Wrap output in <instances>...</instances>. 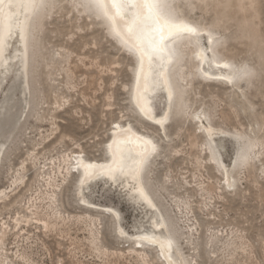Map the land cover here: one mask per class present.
Instances as JSON below:
<instances>
[{
	"label": "rangeland",
	"instance_id": "1",
	"mask_svg": "<svg viewBox=\"0 0 264 264\" xmlns=\"http://www.w3.org/2000/svg\"><path fill=\"white\" fill-rule=\"evenodd\" d=\"M74 2L53 0L55 7L33 16L27 81L18 70L22 44L15 34L0 68V190L10 191L7 206L0 205V223L10 229L5 241L10 263L162 264L152 246L141 251L147 263L130 252L131 236L150 229L159 213L191 264H264V0H172L176 14L203 29L195 36L198 43L207 45L211 34L212 54L231 68L208 62L204 69L214 75L203 77L193 41L178 42L174 71L180 106L177 110L173 102L162 130L130 105L131 54L91 9ZM245 65L253 75L236 86L223 77ZM152 104L160 114L162 91ZM114 122L130 123L156 142L142 174L154 208L134 202L131 185L105 181L84 190L88 203L74 196L77 172L66 173L69 162L63 163V156L81 152L86 159H103ZM208 141L220 167L209 159ZM250 144L247 162L230 168L235 148ZM44 163L52 177L49 188L37 180ZM224 173L229 182L222 180ZM54 185L63 220L54 221L47 209L46 194ZM111 209L123 227L122 238L114 232ZM30 210L48 229L35 223L15 228L16 213ZM84 214L99 221L102 254L79 219Z\"/></svg>",
	"mask_w": 264,
	"mask_h": 264
},
{
	"label": "bare ground",
	"instance_id": "2",
	"mask_svg": "<svg viewBox=\"0 0 264 264\" xmlns=\"http://www.w3.org/2000/svg\"><path fill=\"white\" fill-rule=\"evenodd\" d=\"M11 2L14 6L11 9L5 8L3 14H0V33H2L6 39V46L8 44V40L15 34L19 38L20 44L22 47L16 53L19 54V71L23 75L24 82L27 81V69L29 66V41H25L22 38L21 28L32 30V18L37 12V8L34 6L39 2V0H5V4ZM111 0H108L110 3ZM86 10V9H85ZM93 14L97 16V12L91 10ZM176 14V13H175ZM178 20L188 23L189 25L198 29L199 32H202L203 29L196 27L194 24L189 22L185 17L176 14ZM103 24L106 26L108 34L109 28L106 24V21L103 18H99ZM131 13H127L123 18L116 17L117 26L124 32L125 35H128V26L132 22ZM110 35V34H109ZM112 38L113 36L110 35ZM151 36H145V43L151 40ZM184 38H189L187 34H184L183 38L177 40H171V38H166L165 43L168 44L170 48H173L177 51L178 56L171 62L165 63L163 66L161 65V60L159 56L153 55L152 62L149 63L147 58L145 59L143 76L141 77V82L139 85V92H137V72L139 71V64L137 59L133 57V65L131 67V81L129 85V101L130 105L134 109V111L143 119L150 121L162 130L165 123L169 120L170 107H169V91L172 90V104L174 101L179 100L180 92L176 85V75L175 68L179 62V52L177 50V43L183 40ZM114 39V38H113ZM156 39H159L158 33L156 34ZM194 43L197 41L196 37H190ZM126 52L127 49L124 48L120 42L114 39ZM207 45L202 46L200 43H194V48L192 51L193 59L196 61V69L197 72L203 77H209L214 74L209 73L204 69L206 63L210 62L213 66L224 69L223 65L227 64V61L218 59L212 54V44L214 42L213 36L211 34L207 35L206 38ZM6 51V47L3 50V58L0 59V68H2L7 58L4 56ZM129 53V52H128ZM130 54V53H129ZM161 73H165L168 78V85L165 86L164 79L161 76ZM231 71H227L223 77L229 76ZM23 81L20 82L19 88L23 89ZM162 91L164 98V107L160 114H156L153 110V95L157 91ZM128 91V90H127ZM140 96L142 99V104L146 111H148L150 116H154L156 119H146L144 114H142L139 107H137L136 100L134 97ZM27 105V104H26ZM179 102L175 103V108L179 110ZM165 114H168L167 119L164 120L163 125L159 123L160 120L164 119ZM192 118H197L196 113L192 114ZM207 134L210 135L209 131ZM164 132V131H163ZM146 141L150 143H145ZM156 142L153 139L146 135L143 132L135 129L130 123L120 124L119 122L112 123L110 128L109 136L104 145L105 156L101 160L97 159H86L82 157V155L78 152L75 154L67 155L65 154L62 158V162H69L66 168V173L69 174L71 171L77 172V176L74 181V196L78 198V202L80 203H88L86 196H84L83 192L87 187L95 183L97 181H105V183L115 186L119 184L123 188H127V186L131 185V189L128 191V195L134 199V202L142 203L147 208H154L155 204L153 203V198H151L150 194L146 190L143 181L142 174L145 169L146 163L148 159L155 153L156 150ZM109 145H112V148H109ZM154 146V148H153ZM209 151V159L216 163L217 166L220 167V163L215 160L214 153L211 151V141L205 145ZM253 145L244 146L242 149L238 147L235 148L234 156L230 165V168H234V165L237 163L244 162V158L248 156V153ZM115 153V161L113 159V154ZM71 157V159H70ZM66 158V159H65ZM46 163L41 166V173L37 175V180L43 182V186L49 188L53 184H51L52 177L47 174L44 170L46 167ZM92 166V167H89ZM240 166L239 164L236 165ZM222 167V166H221ZM104 169V171H98V169ZM140 169L139 175H136V170ZM58 171H60V165L57 167ZM110 169V170H109ZM96 172L95 176H89L87 173ZM228 173V171H226ZM223 174L222 180L226 183L230 181V176L228 174ZM62 174V173H61ZM24 176H20L18 181L22 184L24 180ZM81 179H83V184H81ZM55 180V179H54ZM15 181H17L15 179ZM102 183V182H101ZM57 185H54V189L52 188L50 193L46 195L49 197L47 209L52 213V217L54 221L63 220L62 211L58 208L57 194L55 189ZM5 189L0 190V205L6 207V202L8 201V193ZM143 192V196L141 195ZM145 197L147 199H145ZM84 202H81V200ZM17 202V201H16ZM29 209V208H28ZM109 209V208H108ZM106 208L103 210L105 212ZM108 212V211H107ZM111 214L114 219L113 229L114 232L121 236L124 234L123 227L118 222L117 213L111 209ZM17 217L14 219L15 228H19L21 224L29 225L30 223H35L41 225L43 229H48V223L46 221H42L41 219L35 217V213L30 210L29 215H25V213L17 212ZM158 213V219L152 222V226L148 230H143L136 232L135 235L131 237L134 239L133 246L130 252L135 255L136 259H140L144 263H147L144 260L141 251L145 246H152L156 249L157 258L161 260L162 264H169L171 260L173 264H178L180 261H184V264H191V261L188 260L181 251L176 247L177 245V237L173 229H168L165 219ZM80 220H83L84 223L89 227V236L91 240V245L93 249L99 254L104 253L105 250L102 249V246H98L99 240V231L98 225L99 221L97 219L86 216V214L79 216ZM190 230V228H189ZM10 229L6 225V222L0 223V264H14L10 263L11 259L8 256V249L5 248V241ZM126 235V234H125ZM124 236V235H123ZM149 237L150 239H143V237ZM130 237V238H131ZM122 238V236L120 237ZM132 239V240H133ZM170 245V246H169ZM156 258V259H157ZM155 259V260H156Z\"/></svg>",
	"mask_w": 264,
	"mask_h": 264
},
{
	"label": "snow or ice",
	"instance_id": "3",
	"mask_svg": "<svg viewBox=\"0 0 264 264\" xmlns=\"http://www.w3.org/2000/svg\"><path fill=\"white\" fill-rule=\"evenodd\" d=\"M14 5L9 2L5 4V0H0V14H3L5 8L11 9ZM37 9H46L50 7H55L53 0H39L37 4L34 5ZM74 6L76 8H86L97 12L98 18H103L109 28V34L113 36L121 45L127 49V51L134 56L139 64V71L137 72V92H139V85L141 82V77L143 74L145 59L152 62L153 55L159 56L161 60V65L165 63H171L177 56L178 53L175 49L170 48L167 43H165L166 38H171V40H177L183 38L184 34L190 37L197 36L199 31L197 28L189 25L186 22L177 19L175 14V5L172 0H75ZM127 13H131L133 19L131 24L128 26V35L117 26L116 17L123 18ZM22 38L25 39L26 43L31 39V29L21 28ZM158 33L159 39H156V34ZM151 36V40L145 43V36ZM6 37L0 33V59L3 58V50L6 47ZM198 43V41H194ZM131 62V61H130ZM223 67H229L230 65H223ZM253 75L252 71L247 68V66H242L241 68H232L231 74L226 76L225 79L236 86L240 80L250 78ZM164 79L165 86L168 85V78L165 73H161ZM169 91V107H172V90ZM136 100L137 107L140 108L142 114H144L146 119L156 118L150 116L148 111L145 110L142 99L140 96L134 97ZM168 114H165L164 119L160 120L159 123L163 125L164 120L167 119ZM145 143H150L146 141ZM112 148V145H109ZM154 148V146H153ZM71 159V157H70ZM113 159L115 161V153L113 154ZM248 157L244 158V162H247ZM92 167V166H89ZM235 167V165H234ZM110 170V169H109ZM98 171H104V169H98ZM140 169L136 170V175L138 176ZM89 176H95L96 172L87 173ZM81 184H83V179H81ZM143 196V192H141ZM145 199H147L145 197ZM81 202H84L82 199ZM143 239H150L145 236ZM170 246V245H169ZM169 264H173L170 260ZM178 264H184V261L178 262Z\"/></svg>",
	"mask_w": 264,
	"mask_h": 264
},
{
	"label": "water",
	"instance_id": "4",
	"mask_svg": "<svg viewBox=\"0 0 264 264\" xmlns=\"http://www.w3.org/2000/svg\"><path fill=\"white\" fill-rule=\"evenodd\" d=\"M211 151H212V153H214V157H215V160L218 162V163H220L219 162V159H218V157H217V155H216V153H215V149L211 146Z\"/></svg>",
	"mask_w": 264,
	"mask_h": 264
}]
</instances>
